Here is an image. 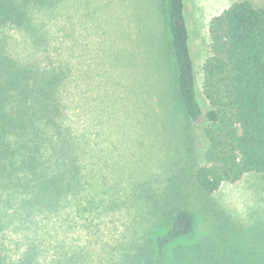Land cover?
I'll return each instance as SVG.
<instances>
[{
    "label": "rangeland",
    "instance_id": "374dc122",
    "mask_svg": "<svg viewBox=\"0 0 264 264\" xmlns=\"http://www.w3.org/2000/svg\"><path fill=\"white\" fill-rule=\"evenodd\" d=\"M233 1L186 0L199 92L209 21ZM250 1L264 7V0ZM167 3L46 0L30 6L29 24L4 30L7 50L20 62L64 67L60 98L80 178L76 192L50 208L23 206L0 187V264H136L156 230L150 212L157 200L185 205L195 217L194 233L169 249L174 263L181 264L173 257L182 249L196 264L260 250L264 172L211 193L193 178L198 158L172 85Z\"/></svg>",
    "mask_w": 264,
    "mask_h": 264
},
{
    "label": "trees",
    "instance_id": "16d2710c",
    "mask_svg": "<svg viewBox=\"0 0 264 264\" xmlns=\"http://www.w3.org/2000/svg\"><path fill=\"white\" fill-rule=\"evenodd\" d=\"M45 1L0 0V187L19 195L23 206L50 208L75 193L73 184L80 178L77 143L64 123L60 98L66 72L61 65L20 62L8 52L4 32L29 24L30 6ZM165 22L174 59L172 85L187 120L189 150L198 158L197 186L211 193L224 182L264 172V7L234 0L210 19L202 92L189 45L186 0H168ZM151 203L156 230L134 261L173 264L169 249L194 233L195 217L182 204ZM260 240V250H233L213 263L264 264V237ZM184 252L174 260L196 261Z\"/></svg>",
    "mask_w": 264,
    "mask_h": 264
},
{
    "label": "crops",
    "instance_id": "0c3cea01",
    "mask_svg": "<svg viewBox=\"0 0 264 264\" xmlns=\"http://www.w3.org/2000/svg\"><path fill=\"white\" fill-rule=\"evenodd\" d=\"M225 9V8H224ZM220 13V12H219Z\"/></svg>",
    "mask_w": 264,
    "mask_h": 264
}]
</instances>
